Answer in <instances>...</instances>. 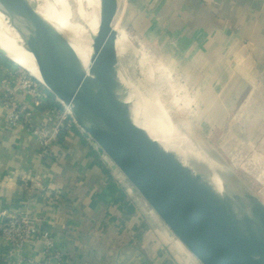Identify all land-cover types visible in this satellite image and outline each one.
Instances as JSON below:
<instances>
[{
  "label": "crops",
  "instance_id": "obj_1",
  "mask_svg": "<svg viewBox=\"0 0 264 264\" xmlns=\"http://www.w3.org/2000/svg\"><path fill=\"white\" fill-rule=\"evenodd\" d=\"M129 1L147 7L156 54L196 105L188 117L205 138L212 135L241 179L242 169L264 173V0ZM8 65L0 60V80ZM62 112L52 104L36 119L54 128ZM4 119L0 108V212L27 209L63 264H197L155 231L139 230L116 168L69 119L44 156L30 134ZM22 176L38 180L24 184ZM7 251L0 244V264ZM21 254L43 261L42 241L25 244Z\"/></svg>",
  "mask_w": 264,
  "mask_h": 264
},
{
  "label": "water",
  "instance_id": "obj_2",
  "mask_svg": "<svg viewBox=\"0 0 264 264\" xmlns=\"http://www.w3.org/2000/svg\"><path fill=\"white\" fill-rule=\"evenodd\" d=\"M96 3L92 55L80 75L63 38L28 0H0V12L17 35L20 57L32 60L74 125L200 264H264V202L236 173L211 169L154 138L120 98L126 92L114 26L118 3Z\"/></svg>",
  "mask_w": 264,
  "mask_h": 264
},
{
  "label": "rangeland",
  "instance_id": "obj_3",
  "mask_svg": "<svg viewBox=\"0 0 264 264\" xmlns=\"http://www.w3.org/2000/svg\"><path fill=\"white\" fill-rule=\"evenodd\" d=\"M28 1L36 12L44 18L48 24L51 23L50 25L56 29L58 34H61L59 28L60 25L52 19L51 13L47 11L43 1ZM51 1L55 4L64 18L69 22L72 21V0ZM117 1L118 9L114 19V26L118 34V43L116 46L118 52L119 73L126 95L128 94L132 100L137 101V103L139 102L142 105H144V102L146 104V101L151 103L157 101L156 103L160 105V108H164L163 110L166 111V114H162L158 111L162 119L175 130L182 142H184L194 153H200V155H198L199 157L190 153H187V155L206 164L211 169L216 167L237 174L229 164L227 158L223 154H219V151L212 143V135V138H205L203 126L192 121V115L191 117H188V114H191L193 110H195L196 105H193V99L190 97V100L188 97L186 86L183 84L182 87H185V91H181L183 88L178 86L180 80L178 79L179 77H176L175 74H173L169 75L167 79L164 76L165 73L158 71L156 67H154L155 64H161L164 66V61H162V59L156 54V52H159L158 45L156 48V44L150 40V34L152 33L150 32L148 23L149 14L146 9L147 7L140 11L134 8L135 4L129 0ZM69 12L70 15L68 16ZM72 46L81 51L90 48L92 43L89 45L74 43ZM0 60L2 63L9 64L8 68L17 66L13 60L2 54H0ZM173 86L179 87V89L177 92L175 91L171 94V87ZM142 98L144 100H142ZM192 147H195L197 152ZM243 170L244 169L239 170V173L245 174V172H242ZM116 172L118 173L119 178L124 182L125 187L129 190L130 198H128L130 202L128 204L133 205L136 208L135 218L139 230L155 231L159 242L165 245H167L168 242H173L175 248L177 246L182 252H187L186 254H188L191 260L200 264L164 226L151 208L144 202L117 169ZM250 173V176H252H248L250 180L244 179L243 181L264 202V173L261 175H255L254 172ZM179 250L177 249V251Z\"/></svg>",
  "mask_w": 264,
  "mask_h": 264
},
{
  "label": "built area",
  "instance_id": "obj_4",
  "mask_svg": "<svg viewBox=\"0 0 264 264\" xmlns=\"http://www.w3.org/2000/svg\"><path fill=\"white\" fill-rule=\"evenodd\" d=\"M46 92L50 93L42 83L18 65L12 66L7 76L0 80V108L5 112V125L12 129L22 128L30 134L37 142L41 156L49 155V150L63 128L64 121L69 119L73 123L68 110L55 98L54 102L63 109L55 127L48 128L44 122L36 119L39 109L48 100ZM19 94H23L25 99L18 100ZM30 178L22 176V182L26 184L30 180L31 182L38 180L37 176ZM39 239L42 241L44 251L43 261L21 254L25 244L35 243ZM0 244L5 245L8 250V256L2 264H63L64 262L49 232L40 230L33 223L27 209L14 213L0 212ZM13 256L18 258L15 263L11 262Z\"/></svg>",
  "mask_w": 264,
  "mask_h": 264
},
{
  "label": "bare ground",
  "instance_id": "obj_5",
  "mask_svg": "<svg viewBox=\"0 0 264 264\" xmlns=\"http://www.w3.org/2000/svg\"><path fill=\"white\" fill-rule=\"evenodd\" d=\"M42 1L47 11L51 13L52 19L57 24L60 25L59 28H60L61 34L59 35L63 38V40L65 41L68 47L76 73L80 75L82 72H84L85 67L87 66L91 58L92 46L88 49H84L80 51V50H77L75 47H73L72 44L75 43V44L89 45L92 43V38L95 35L96 28H97L96 0H72V9H71L72 21L70 22L66 18L63 17L61 12L57 9L55 4L51 0H42ZM69 15H70V12L68 16ZM17 40L18 38H17L16 33L10 27L9 23L6 21V19L3 17L2 13L0 12V53H3L5 56L9 57L11 60H13V62L16 65H18L23 70H25L23 68V63H26V64L28 63L27 65L30 66L32 70H34V72H36L35 74L33 73L35 78L40 83L45 85L44 81L41 79L40 75L35 70L34 66L31 65L32 60L22 59L20 57L22 54V50L16 45ZM117 43H118V34H117ZM154 67H156L158 71L165 73L164 76L167 79L169 75H171L169 72V69L165 67V65L163 66L161 64H158V65L155 64ZM26 72L29 73L28 71ZM29 74L31 75V73ZM178 86L180 87L179 84ZM179 87H176V86L171 87V94L172 92L173 93L175 91L177 92ZM119 96L131 108L134 109L137 115L142 117L145 127L152 133L154 138L162 141L167 146L175 147L182 154L190 153L192 155L199 157L198 155H200V153L197 152L196 148L192 147L197 152V154L194 153L184 142H182V140L176 134L175 130L162 119L158 111L161 112L162 114L164 113L166 114V111L163 110L164 108H160V105L156 103L157 101L154 103L146 101L147 105L144 102V105H145L144 106L141 103L139 102L137 103V101L132 100V98L128 94L127 95L123 94ZM142 100L144 99L142 98ZM214 180L218 182L215 175H214Z\"/></svg>",
  "mask_w": 264,
  "mask_h": 264
},
{
  "label": "trees",
  "instance_id": "obj_6",
  "mask_svg": "<svg viewBox=\"0 0 264 264\" xmlns=\"http://www.w3.org/2000/svg\"><path fill=\"white\" fill-rule=\"evenodd\" d=\"M47 93V95H48V100L46 101V103L43 105V106H41V108L42 109H47L48 107H50L52 104H56V105H59L58 103H52L53 101H54V97L50 94V93H48V92H46ZM251 175V173H249V174H243V173H240V176L242 177V180H250V178H248V176H250ZM250 177H252V176H250Z\"/></svg>",
  "mask_w": 264,
  "mask_h": 264
}]
</instances>
